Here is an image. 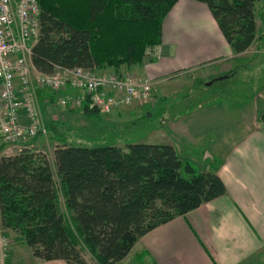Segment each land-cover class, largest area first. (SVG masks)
I'll return each mask as SVG.
<instances>
[{
  "label": "trees",
  "instance_id": "16d2710c",
  "mask_svg": "<svg viewBox=\"0 0 264 264\" xmlns=\"http://www.w3.org/2000/svg\"><path fill=\"white\" fill-rule=\"evenodd\" d=\"M178 0H37L40 35L32 64L119 69L141 64L161 43L164 18ZM204 4L235 54L255 41L260 0H192ZM87 117L100 112L86 101ZM225 193L215 171H199L171 145L54 148L53 165L22 149L0 157V220L43 262L118 264L154 228ZM60 198L65 212L60 209Z\"/></svg>",
  "mask_w": 264,
  "mask_h": 264
},
{
  "label": "crops",
  "instance_id": "0c3cea01",
  "mask_svg": "<svg viewBox=\"0 0 264 264\" xmlns=\"http://www.w3.org/2000/svg\"><path fill=\"white\" fill-rule=\"evenodd\" d=\"M255 23V41L244 53L235 54L204 4L178 0L163 20L161 43L149 49L141 64L103 69L149 79L155 94L172 88L188 74L203 80L227 75L226 79L239 77L247 83L242 76L251 74L252 80L258 70L264 73V0L255 5ZM257 85L256 97L264 95V81L258 80ZM40 97L43 105L56 102L46 88L37 91V103ZM248 106L247 110L221 102L201 103L179 118L171 136L157 131L161 145L173 146L194 168L198 164L199 171H215L225 193L154 228L135 243L126 258L134 254L146 264H264V124L260 121L264 102L259 106L250 99ZM117 111L106 114V122L116 121ZM7 151L0 143V157L8 156ZM47 159L53 165V156ZM19 262L9 257V264Z\"/></svg>",
  "mask_w": 264,
  "mask_h": 264
},
{
  "label": "built area",
  "instance_id": "2783aa9c",
  "mask_svg": "<svg viewBox=\"0 0 264 264\" xmlns=\"http://www.w3.org/2000/svg\"><path fill=\"white\" fill-rule=\"evenodd\" d=\"M39 35L37 0H0V143L7 146V154L10 147L18 145V153L21 143L47 134L38 110L40 89L60 93L56 104L63 108L82 109L87 101L101 114L144 105L153 96L149 79L129 73L80 67L41 73L31 60ZM9 247L0 220V264H7Z\"/></svg>",
  "mask_w": 264,
  "mask_h": 264
},
{
  "label": "rangeland",
  "instance_id": "374dc122",
  "mask_svg": "<svg viewBox=\"0 0 264 264\" xmlns=\"http://www.w3.org/2000/svg\"><path fill=\"white\" fill-rule=\"evenodd\" d=\"M261 70L255 72L254 77H252L253 83L250 82L252 80L251 74H249L250 76L247 75L248 78L242 76L243 79H247V83L246 81L241 83L239 77H230L222 81L212 82L210 86L206 84L215 77L203 80L200 76L196 77V74L185 75L168 90L164 89L155 94L153 88V96L144 105L133 106L132 110H121L120 113L116 110L119 116L114 122H106V118L109 116L106 114H102L99 118L87 117L80 109L69 113L67 108L59 106L56 102L48 104V106L43 105L40 97L39 101L41 102L38 101V110L40 119L47 129V134L40 135L29 142L25 141L21 143L20 147L42 153L51 161L54 148L57 147L55 143L88 148L115 146L122 149L127 144L133 143L162 144L163 141H161L157 131H162L164 135L171 136L173 129L178 125L179 118L196 109L201 103L221 102L227 106H240L248 110L251 99L259 106L262 105L264 95L259 93V97H256L257 92H260L257 85L258 80L260 83L264 81V73ZM51 93L54 94L56 100L61 96L60 93ZM173 140L175 141V139ZM177 140L179 141V139ZM177 144L180 149L184 148L182 143ZM16 149L12 148L8 154L14 155ZM194 166L200 170V165L194 164ZM60 209L65 212L62 198H60ZM8 232L10 231L4 229L10 245L7 264H9L11 255L20 259L19 264L42 263L32 256L30 248L16 232L12 231L9 234ZM81 253L89 264H95L86 251ZM118 264L146 263L132 254Z\"/></svg>",
  "mask_w": 264,
  "mask_h": 264
},
{
  "label": "water",
  "instance_id": "95a60500",
  "mask_svg": "<svg viewBox=\"0 0 264 264\" xmlns=\"http://www.w3.org/2000/svg\"><path fill=\"white\" fill-rule=\"evenodd\" d=\"M227 77H228L227 75H223V76H220V77H216L211 82L207 83L206 85L207 86H210L212 84V82L221 81V80L226 79ZM260 121L264 124V111H263V113L260 116Z\"/></svg>",
  "mask_w": 264,
  "mask_h": 264
}]
</instances>
